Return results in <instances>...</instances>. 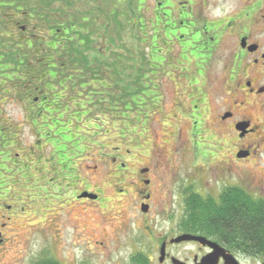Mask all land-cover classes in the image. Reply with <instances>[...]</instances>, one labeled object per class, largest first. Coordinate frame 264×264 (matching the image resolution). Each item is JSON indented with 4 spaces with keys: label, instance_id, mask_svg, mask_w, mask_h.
Here are the masks:
<instances>
[{
    "label": "flooded vegetation",
    "instance_id": "af4514ba",
    "mask_svg": "<svg viewBox=\"0 0 264 264\" xmlns=\"http://www.w3.org/2000/svg\"><path fill=\"white\" fill-rule=\"evenodd\" d=\"M18 1L17 12L7 15L11 31L21 16L29 23L35 21L32 28L36 33L27 35L26 24L18 25L22 31L19 36L8 31L17 41L12 49L17 47L13 57L17 61L18 74L13 66L9 67L3 54H0V74L6 75L10 69L20 80L8 78L0 89L5 91L6 83L11 85L24 108L25 120L37 129V138L31 146L24 148L17 144V135H13L10 142L0 146V152L9 153L16 147L24 153L22 157L20 152L14 151L9 162L8 158L3 160L20 173L19 177L25 179L24 184L48 193V205L60 208L56 214L69 204L73 206L74 217H69L67 211L74 236L69 246L79 247V254L72 257L58 256L56 246L62 235L53 234L48 254L42 252L32 264H264V195L249 190L244 179L224 181L216 194H206L215 201L223 198L232 202V206L245 215L238 243L225 238V234L215 228L217 220L211 222V230H203L197 220L191 219L197 214L187 210L186 196L176 201L175 211L165 212L167 208L161 206L155 195L147 166L142 167L147 171L141 172L140 168L138 172L136 199L131 203L133 211L118 210L112 214L103 211L110 198L101 195L98 172H95L100 170L103 161L108 160L114 164V168L108 169L110 175L118 178L119 170L125 169L127 161L119 160V155L129 150L123 151L121 145L114 143L105 154L100 153L95 164H85L84 135L80 132L82 122L96 123L100 118L98 114L92 116L89 107L101 109L103 119L110 123L116 126L120 123V10L113 5L112 12L108 13L102 0H94L81 10L70 12L67 11L70 0L65 1V7H52L51 10L40 4V0L32 4L31 10L26 2ZM141 2L142 13L136 9L139 15L131 14L132 35L144 43L149 42L152 58L156 56L162 60V53L159 56L160 51L153 41H156L155 45L164 44L166 55L173 44L178 45L179 59L193 66L188 76L195 92L199 90L195 86L203 75V67H214L220 82L219 85H215V81L209 83L213 93V113L209 116L204 92L198 93L197 102L192 101L190 108L192 128L200 121L199 131L203 134L202 126L209 124L220 136L217 141L227 144L219 147L227 151L219 159L224 172L233 169L239 176L251 175L255 187L261 191L264 179V0H230L219 17L206 13L215 0ZM59 11L67 12L63 14L66 17L61 18ZM104 12L106 22L102 29L100 22ZM56 18V21H50ZM0 48L4 46L0 45ZM56 64L61 66L55 67ZM181 70L188 71L185 66ZM29 98L30 102H27ZM103 107L108 110L103 112ZM0 121L7 122V126L2 125L4 128L10 125L4 116ZM68 124H73L74 128H68ZM47 125L54 131L46 129ZM228 133H231V139ZM46 143L50 146L47 156L41 152V146ZM211 155L215 157L214 152ZM32 166L38 169L33 174L28 173ZM88 167L89 172L86 171ZM44 170L49 176L41 179L44 181L41 185L39 173ZM85 173L96 180V187L82 179L81 174ZM29 177L31 179H27ZM45 183L49 184L48 188ZM231 189L244 194L232 195ZM224 191L228 194L223 197ZM6 197L7 192L0 188V246L6 241L9 223L24 210L19 192L7 198L9 201H5ZM29 200L35 201L33 197ZM42 205L46 204L40 203L39 209ZM142 205L146 206L145 211ZM127 209L128 206L124 210ZM86 210L88 215L84 213ZM161 212L166 213L164 219L160 218ZM38 214L40 217L45 215L43 212ZM86 233L90 238L84 237ZM94 256L96 262L92 260Z\"/></svg>",
    "mask_w": 264,
    "mask_h": 264
},
{
    "label": "rangeland",
    "instance_id": "374dc122",
    "mask_svg": "<svg viewBox=\"0 0 264 264\" xmlns=\"http://www.w3.org/2000/svg\"><path fill=\"white\" fill-rule=\"evenodd\" d=\"M65 1L40 0L39 3L44 4L47 9L51 10L52 7H65L67 4ZM229 1L215 0L214 6L206 9V13L210 16L219 17L222 13L221 10L226 9L230 4ZM23 2H26L25 4L29 6V10L32 9V4L37 3L36 0L35 2L34 0H23ZM94 2V0H70L67 11L70 12L74 9L81 10L83 6ZM101 4L104 5V10L108 8L109 11L106 10L108 13L112 12L114 6L120 10L119 18L123 25L119 31L118 51L125 55L121 58L123 61L120 62L123 65V69H121L124 71L121 76L123 80H121L120 84L131 83L132 86L137 84L139 80H142V83L148 84L150 87L154 83L159 93V97H156L157 92H155L153 105L156 106L151 107V110L145 114L135 115V118H129L127 122H121L120 118V123L117 126L110 123L109 120L103 119L100 113L101 109L98 110L97 107L89 108L92 111V116L95 114L100 116L99 120L96 123H81L82 132H79L84 135L82 147L84 149L83 157L85 160L83 163L88 165L95 164L100 153L103 152L105 154L110 145L114 143L121 145L123 151L125 148L129 150V152L119 155V160L127 161L125 169L119 170L121 174L118 178L110 175L111 172L108 169L114 168V164L108 160L103 161L99 171H94L95 173L98 172L97 179L102 190L101 195L110 198L106 202L103 211L111 214L113 211L118 210L124 212L133 211L131 203L136 199L139 169L144 166L150 168L149 176L153 180L152 185L155 187V195L159 197L158 201L161 202V206L167 208L164 209L165 212L166 210L173 212L177 209L176 201L184 199L186 189L189 188L203 195H214L224 185V181L234 182L235 180L242 181L244 179L247 182L249 190H256L264 195V179L260 191L259 188L255 187V179L251 175L247 177L244 175L239 176L233 169L224 172L219 159L227 151L224 152L219 147L226 146L227 144L223 141H217L220 139V136L209 124L206 123V125L202 126V130L205 131L211 128L210 132L205 133L204 131L203 134L199 131L200 121H197L196 126L192 128V122L189 118L190 108L192 107V101L197 102L198 93L204 92L210 109L209 116L213 113L211 102L213 93L209 83L215 81V85H219L220 82V78H217L214 67L208 65L203 67V75L196 84L197 86H195L199 90L195 92L193 85L189 82L190 76H188L192 73L190 70L193 66L188 61L179 59L178 45L173 44L167 56V49L164 47V44L159 42L155 45L154 42L156 41H153L152 44L160 51L159 56L162 53V60L158 62L156 70L150 71L149 65L152 56L149 50V42L144 43L142 42L143 40L138 39L139 37L132 35L133 24L130 19L132 17L131 14L139 15V13H142L141 0H102ZM136 9L141 11L137 13ZM53 10H56V8H53ZM105 12L100 22L102 29L104 27L103 24L106 22ZM64 13L67 12L59 11L61 18L66 17L63 15ZM56 20L57 18L50 19V21ZM34 22L29 23L26 18L18 17V23L12 26L11 35L19 36L21 34L22 31L18 27L20 24H26L27 35L31 32L36 33L35 29L32 28ZM110 29L109 32H111ZM154 57V59L159 60L156 56ZM168 57L170 60H168ZM178 62H181L182 65ZM142 66L145 72L148 70L149 72L145 80L143 79L144 77L138 80L136 75ZM183 66L188 71L181 70ZM54 84L57 83L54 82ZM0 95L2 101L0 103V117H6V120L10 124L8 127L15 130L12 136L17 135L15 137L17 144L28 148L37 138L35 134L37 129L25 120L26 114L24 108L18 102V98L15 97L9 83H6L5 91H1L0 89ZM153 96L154 93L152 94ZM27 102H30V98ZM106 110L108 109L103 107L102 111ZM193 116L198 120L197 116ZM0 123L8 125L7 122ZM45 128L49 131H54L49 125ZM68 128H74V125L68 124ZM116 128L119 132H117ZM230 135L231 133H228L229 139H231ZM41 148V152L47 156L50 151L48 143L42 145ZM10 151L12 153L11 157L14 155V151L20 152V156L24 157V153L19 148L13 147ZM212 152L215 153V157L211 155ZM37 170L32 166L28 170V173L33 174ZM90 170V167L86 168L87 172ZM117 173L118 171L115 175ZM48 176V171L45 172L44 170L39 173V183L42 185L44 181H41V179ZM81 177L88 181L89 186L96 187V180L90 174H81ZM24 180V178H20L17 175V177L9 179V183H11L9 189L3 188L7 192L6 199L11 195L14 196L17 192L21 194L24 210L18 213V216L14 217V220L8 225L6 241L0 246V264H32L33 261L40 257L42 252L48 254L49 247L51 246V236L57 233L62 235L61 242L56 246V254L58 256L67 254L69 257H72L79 254L78 246H69L71 245V239L74 237L72 236L73 224L71 221L75 213L72 210L73 206L69 204L65 209H62L60 214H56L60 208L48 205V199L46 198L48 193L45 191L41 192L42 190H33L34 187L31 184H24ZM45 186L48 188L49 184L45 183ZM29 192H35L36 194L29 195ZM31 197L35 201H30L29 198ZM5 201H9V199ZM40 203H45L46 205L40 206L39 209ZM127 206L128 209L124 210ZM110 207L111 210L109 211ZM43 208L44 210H41ZM67 211H69V217L71 216L70 219H68ZM42 212L45 215L40 217L38 213ZM51 212H54V214L51 215ZM165 212H161V219L165 218ZM84 213L88 215L89 212L86 210ZM83 235L85 238H90L88 233ZM92 260L96 262L95 256Z\"/></svg>",
    "mask_w": 264,
    "mask_h": 264
},
{
    "label": "trees",
    "instance_id": "16d2710c",
    "mask_svg": "<svg viewBox=\"0 0 264 264\" xmlns=\"http://www.w3.org/2000/svg\"><path fill=\"white\" fill-rule=\"evenodd\" d=\"M19 3L18 0H0V45H3L4 48H0V54L5 56V60L8 62L9 67L13 66L12 68L15 70V74H18L17 69V61H15L13 54L17 52V47L12 49L16 46L17 41L14 40V36L12 37L8 31L11 32V25H9V21L7 22V15L15 14L17 12V4ZM9 17V16H8ZM131 20L132 17L130 18ZM123 23L119 21V29L122 27ZM7 47V49L5 48ZM121 56V57H120ZM119 59V94H120V118L121 122H127L129 118H135L134 115H139L141 113L145 114L150 108L156 105H153L154 97L157 92V96L159 97L158 90L154 83L152 86H148V84L142 83V80L139 78H143L145 80L146 75L148 74L149 70L145 72L142 68H140L137 72V78L139 82L135 85L131 86V83L120 84L121 76L123 75L124 71L123 65L120 64L123 61L121 58L125 55L120 53ZM159 60L152 58L150 63V71L156 70V66L158 65ZM12 63V64H11ZM60 64H56L55 67H60ZM8 67V68H9ZM122 68V69H121ZM143 70V71H141ZM19 76V75H17ZM16 75H14L10 69L7 70V74H0V88L1 84L4 83L5 80H10V78H16L20 80ZM130 76V75H129ZM142 83V84H141ZM141 84V85H140ZM142 86V87H141ZM154 96L152 97V94ZM150 106V107H148ZM1 122V121H0ZM0 146L8 143L9 140L12 139V128H4L0 123ZM10 142V141H9ZM11 151L8 152H0V188L9 189L11 183H9V179L17 177L20 173H17L16 169L12 166L5 164L3 158L7 159L8 162L11 160ZM15 176V177H14ZM21 177V176H20ZM232 195H242L238 189H231ZM186 197H187V210L197 214L192 220H197L199 225L203 230H211V222L213 220H217V224L215 228L225 234V238H230L235 242H240L241 240V231H242V223L244 221L245 215L239 208H234L232 206V202L221 198L219 201L213 200L211 196H202L201 194L190 190L189 188L185 190ZM228 192L224 191V195H227ZM217 204L218 206H216ZM234 204V203H233ZM257 229H261L258 227Z\"/></svg>",
    "mask_w": 264,
    "mask_h": 264
},
{
    "label": "water",
    "instance_id": "95a60500",
    "mask_svg": "<svg viewBox=\"0 0 264 264\" xmlns=\"http://www.w3.org/2000/svg\"><path fill=\"white\" fill-rule=\"evenodd\" d=\"M140 171L145 172V171H147V168H142ZM84 195L89 196V197H94V195H92L91 193H84ZM142 209L145 211L146 206L142 205Z\"/></svg>",
    "mask_w": 264,
    "mask_h": 264
}]
</instances>
